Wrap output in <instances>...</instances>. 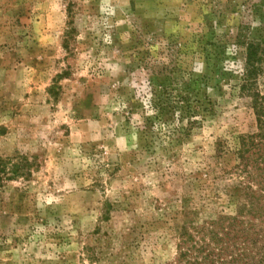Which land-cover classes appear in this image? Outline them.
<instances>
[{"label":"rangeland","instance_id":"374dc122","mask_svg":"<svg viewBox=\"0 0 264 264\" xmlns=\"http://www.w3.org/2000/svg\"><path fill=\"white\" fill-rule=\"evenodd\" d=\"M239 33L264 41V0H0V264H189L186 228L260 226L264 130ZM214 35L222 74L201 53ZM172 40L195 50L185 135L144 130Z\"/></svg>","mask_w":264,"mask_h":264},{"label":"trees","instance_id":"16d2710c","mask_svg":"<svg viewBox=\"0 0 264 264\" xmlns=\"http://www.w3.org/2000/svg\"><path fill=\"white\" fill-rule=\"evenodd\" d=\"M202 42L201 53L204 54L206 51L209 61L214 56L217 62L216 67L218 66L217 71L222 74L219 65L231 57L230 52L228 53L226 49L229 42H222L215 35L210 40L202 39ZM211 44L221 45L222 53H210L209 45ZM233 44L237 48H244V69L240 79V89L251 95L257 120L261 129L264 130V94L256 88L258 77L264 66V41L252 38L247 33H239L234 37ZM166 49L167 56L154 57L150 63V84L153 94L150 106L155 114L146 119L144 130L149 132L152 129L160 132L167 126L171 132L185 135L190 133L191 128L198 122L197 115H200L198 106L193 104L192 82L194 79L192 71H189L188 68V59L194 56L195 50L189 52L188 48L183 49L175 40L170 41ZM148 54L151 55L150 51ZM159 88L161 89L160 93H158ZM155 120L158 124H155ZM27 165V162L13 164L12 176L31 174ZM249 176L259 177V181H264V167L255 168V171L249 172ZM249 202L250 206L254 208L255 203L252 200ZM256 213H259L257 217H261L259 219L260 226L249 224L250 226L246 228H239L233 222L229 226L223 227L221 231L220 227L215 226L217 222L213 218L202 221L201 224H194V229L201 236L197 240L186 228L184 244L189 246L185 247L186 250L181 253V256H189V264H264V226L262 225L264 214L260 210H257ZM199 257L200 262L197 261Z\"/></svg>","mask_w":264,"mask_h":264}]
</instances>
